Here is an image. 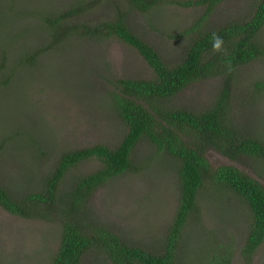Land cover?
Instances as JSON below:
<instances>
[{
	"label": "rangeland",
	"instance_id": "rangeland-1",
	"mask_svg": "<svg viewBox=\"0 0 264 264\" xmlns=\"http://www.w3.org/2000/svg\"><path fill=\"white\" fill-rule=\"evenodd\" d=\"M78 1L0 0V184L15 192L40 187L50 166L65 150L100 142L117 145L128 128L112 100L117 79L155 75L146 58L118 37L95 40L72 35L49 48L51 35L42 27L36 11L51 8L59 12ZM255 3L226 0L216 8L210 22L220 24L244 17ZM119 7L127 10L129 6L126 0L102 2L84 19H107ZM202 10L172 0H165L149 12L128 9L131 27L169 64L187 51L193 33L186 29ZM259 39L264 43V27ZM31 51H39L34 62H21V56ZM3 58H7L6 65ZM237 72L235 118L264 139V92H250L255 79L264 74V60L242 65ZM221 79L215 76L194 83L174 100L189 107H203L216 94ZM167 154L143 137L133 152L138 168L122 173L93 193L87 202L90 218L133 244L158 250L180 194L177 160ZM209 158L213 164L234 163L263 180L264 159L235 160L216 149L210 150ZM100 166L99 159L85 160L71 168L67 179ZM207 194L201 201L200 214L184 234L186 246L192 250L200 245L203 234L217 233L237 247L232 264H264V246L249 261L241 255L249 218L239 201L215 197L212 191ZM60 238V222L21 217L0 205V264H50ZM83 260L84 264H112L100 251L89 252Z\"/></svg>",
	"mask_w": 264,
	"mask_h": 264
},
{
	"label": "trees",
	"instance_id": "trees-1",
	"mask_svg": "<svg viewBox=\"0 0 264 264\" xmlns=\"http://www.w3.org/2000/svg\"><path fill=\"white\" fill-rule=\"evenodd\" d=\"M105 1L109 0H80L59 12L51 8L36 12L51 35L49 48L72 35L95 40L118 37L153 67V77H120L112 91L114 108L128 127L125 135L115 146L100 142L61 152L38 188L15 192L0 184V205L21 217L60 222V244L50 264H84V256L93 251L104 252L112 264H232L237 247L217 233L203 234L200 245L192 250L186 246L184 234L200 214L207 191H212L215 197L239 201L247 213L241 255L251 260L264 246V175L259 179L234 163L213 164L209 152L216 149L235 160L264 159V139L241 126L233 111L238 69L256 59L264 60V43L259 39L264 27V0H256L246 16L220 24L210 22L211 16L226 0H172L203 8L186 29L193 33L187 51L172 64L131 27L128 11L149 12L165 0H126L127 10L119 7L101 21L84 19ZM213 32L224 39L221 51L213 50ZM38 52L23 54L21 62H34ZM3 62L6 65L7 58ZM1 67L5 68L3 64ZM215 76L222 79L207 105L194 108L175 102L174 97L185 88ZM250 92H264V74L255 79ZM143 137L178 164L179 201L158 250L129 242L114 229L91 219L87 209L98 188L138 168L133 152ZM91 158L99 159L101 166L67 179L71 168Z\"/></svg>",
	"mask_w": 264,
	"mask_h": 264
},
{
	"label": "clouds",
	"instance_id": "clouds-1",
	"mask_svg": "<svg viewBox=\"0 0 264 264\" xmlns=\"http://www.w3.org/2000/svg\"><path fill=\"white\" fill-rule=\"evenodd\" d=\"M213 50L221 51L224 45V39L218 32H213L210 36Z\"/></svg>",
	"mask_w": 264,
	"mask_h": 264
}]
</instances>
